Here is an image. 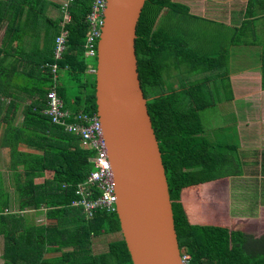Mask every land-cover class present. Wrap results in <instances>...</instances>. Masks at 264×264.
Segmentation results:
<instances>
[{
  "label": "trees",
  "instance_id": "trees-1",
  "mask_svg": "<svg viewBox=\"0 0 264 264\" xmlns=\"http://www.w3.org/2000/svg\"><path fill=\"white\" fill-rule=\"evenodd\" d=\"M90 3L71 0L60 57L53 51L60 31L59 1L15 0L14 13L24 14V21L5 25L0 42V264H132L117 214L96 210L87 217L72 203L76 182L91 169V150L42 110L46 92L56 82L65 108L96 113L95 75L89 72L96 56L85 54ZM191 17L202 18L180 0H145L135 26L137 71L158 140L179 248L190 253L189 264H264V233L232 243L220 225L190 222L182 207L181 188L227 175L216 171L230 166L231 149L237 148L227 143V151L218 150L222 144L205 134L200 110L219 95L231 98L232 92L226 49L220 46L208 54L190 47L185 32ZM250 22L241 21V35ZM171 65L179 79L166 86L164 73ZM190 71L201 75L186 80ZM260 72L264 88V45ZM29 208L32 212L19 211ZM36 213L48 220L35 221L31 214ZM98 241L102 247H95Z\"/></svg>",
  "mask_w": 264,
  "mask_h": 264
},
{
  "label": "water",
  "instance_id": "water-1",
  "mask_svg": "<svg viewBox=\"0 0 264 264\" xmlns=\"http://www.w3.org/2000/svg\"><path fill=\"white\" fill-rule=\"evenodd\" d=\"M144 1L106 0L96 45V113L132 264H181L158 140L137 71L135 26Z\"/></svg>",
  "mask_w": 264,
  "mask_h": 264
},
{
  "label": "crops",
  "instance_id": "crops-1",
  "mask_svg": "<svg viewBox=\"0 0 264 264\" xmlns=\"http://www.w3.org/2000/svg\"><path fill=\"white\" fill-rule=\"evenodd\" d=\"M180 1L202 18L205 14H213L221 25L218 40L229 42L225 72L228 73L232 95L229 99L224 95L219 97H225L223 100L232 104L239 137V142L234 143L237 148L231 149L232 162L224 170L227 175L183 186L180 200L190 222L218 224L224 237L227 235L230 242L240 243L245 237L264 233V202L261 200L264 198V88L261 86L259 56L264 45V0ZM17 7L15 0H0V42L7 23L24 21V14L14 13ZM244 19L251 20L252 24L245 33L242 32L247 38L241 36L234 44L240 36L239 26ZM255 39L260 41L255 43ZM223 169L220 167L216 172L221 173ZM231 184L232 187L239 184L236 190L247 185L246 197L249 199V192H253L256 198L253 203L255 211H246L248 202L241 197L237 202L236 190L233 196L236 203L231 206Z\"/></svg>",
  "mask_w": 264,
  "mask_h": 264
},
{
  "label": "built area",
  "instance_id": "built-area-1",
  "mask_svg": "<svg viewBox=\"0 0 264 264\" xmlns=\"http://www.w3.org/2000/svg\"><path fill=\"white\" fill-rule=\"evenodd\" d=\"M71 0H59L61 18L59 20V33L55 37L54 55L60 57L66 47L68 30L65 24L70 19L69 4ZM106 0H91L90 8L85 18L88 24L86 33V56H96L97 40L100 35V25ZM56 71V63L51 64ZM94 72L95 69H90ZM55 78V76H54ZM53 122L63 126L65 130L73 131L80 137L82 147L91 150L88 158L91 169L83 180L77 181L74 187L76 199L72 201L82 208V212L90 217L93 211L115 212L116 193L110 161L107 155L105 137L101 120L97 113H85L83 110L71 111L64 107L62 97L56 89L54 82L46 92V106L42 109ZM32 210V208H29ZM22 209L19 211H25ZM190 253L181 252V264H189Z\"/></svg>",
  "mask_w": 264,
  "mask_h": 264
},
{
  "label": "rangeland",
  "instance_id": "rangeland-1",
  "mask_svg": "<svg viewBox=\"0 0 264 264\" xmlns=\"http://www.w3.org/2000/svg\"><path fill=\"white\" fill-rule=\"evenodd\" d=\"M188 26L190 27L188 29V32H185V36L189 39V45L193 49H196L200 52L212 54L214 52H217L218 47L223 46L225 49H227L229 42H225L223 40H218L217 34L219 33L220 29V24L217 23L215 17L213 14H205L203 18H189L187 21ZM239 38L233 42L234 44L236 42H239L242 38H247L245 35H241L239 32ZM243 42V40H241ZM248 42V40H245V42ZM260 40L255 39V43H258ZM247 55L245 57V60L248 59ZM260 56V55H259ZM195 73L194 75H192ZM178 74L179 72L177 69L171 65L167 69L166 74L164 73V76H166V79L168 81V84L166 83V86L171 84L172 79L175 78L176 80L174 81V84L178 83ZM201 73H196V71H190L189 73L186 74V76H189V80L191 76H199ZM225 98V97H224ZM224 98L216 97L215 102L212 105L207 106L206 108L200 110V118L202 120V123L205 128V133L208 137L209 140H213V142L216 141V143H221L222 145L217 148L218 150H225L227 151V143H238L239 137L237 133V128H236V120L233 116V106L228 100H223ZM234 154V153H233ZM3 155V151L0 150V166L2 168L3 162L1 161ZM233 156V155H232ZM224 172V170H222ZM232 180H237L235 178H232ZM239 186V184H235L232 187L231 184V193H230V198H231V206L234 207L235 199H234V191L236 188ZM247 185L243 187V185L238 188L235 191V196L237 197V202L239 201V197L243 199L246 204V211H255V208L253 206V203L255 201L254 199V193L249 192V199L246 197L247 193H245V188ZM242 193V194H241ZM241 195V196H240ZM233 197V198H232ZM259 199V197L257 198ZM262 202H264V198H261ZM234 203V204H233ZM27 212H32V210L27 209ZM34 215V220L37 222H45L48 219L44 217L42 213H36V214H31ZM98 245H95V247H102V243L98 241ZM3 249V238L2 235H0V256L1 252ZM2 262V259L0 257V263Z\"/></svg>",
  "mask_w": 264,
  "mask_h": 264
}]
</instances>
